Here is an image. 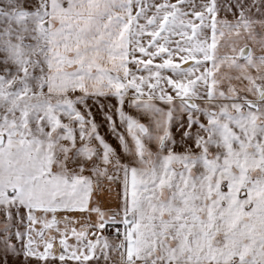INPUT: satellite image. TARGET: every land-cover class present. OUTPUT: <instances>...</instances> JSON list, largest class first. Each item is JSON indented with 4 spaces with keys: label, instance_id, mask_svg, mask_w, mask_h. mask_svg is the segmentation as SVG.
I'll return each mask as SVG.
<instances>
[{
    "label": "snow or ice",
    "instance_id": "1",
    "mask_svg": "<svg viewBox=\"0 0 264 264\" xmlns=\"http://www.w3.org/2000/svg\"><path fill=\"white\" fill-rule=\"evenodd\" d=\"M0 264H264V0H0Z\"/></svg>",
    "mask_w": 264,
    "mask_h": 264
}]
</instances>
